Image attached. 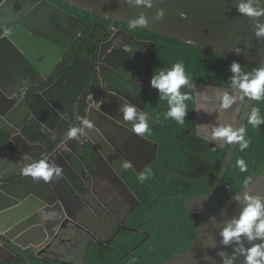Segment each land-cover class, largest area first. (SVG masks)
<instances>
[{"label":"flooded vegetation","instance_id":"af4514ba","mask_svg":"<svg viewBox=\"0 0 264 264\" xmlns=\"http://www.w3.org/2000/svg\"><path fill=\"white\" fill-rule=\"evenodd\" d=\"M3 1L5 0H0V4ZM26 6L23 14L14 11L18 19L16 21H27L37 31L50 35L67 34V38H61L69 46L63 56V59L67 56L66 65L60 67L62 59L50 72L48 64L57 51L53 50V44L47 37L33 36L36 47L32 55L39 58L45 74L33 72L31 79H16L11 83L6 77L10 67L3 68L2 64L13 63L17 67L27 64L31 69L33 67L22 48L9 43L7 39L0 41V91L1 87L7 92L14 91L16 86L23 89L18 92L20 98L14 102L15 109L22 108L21 101L24 98L31 117L21 133L31 142L48 141V144L53 145L48 153L38 159L47 157L50 163L62 168V176L46 183L48 187L43 190L51 202L42 201L46 205L30 214H37L38 217H32L26 223L32 227L43 226L49 220L50 213L54 216L53 222L46 225L49 230L42 243L24 251L28 257L33 255L41 262L48 260L62 264H91L99 258V247L106 249L117 246L120 239L131 244L133 239L128 236L133 234L141 237L138 245L141 244V239L143 241L150 237L147 230L131 220L133 211L143 201L129 185L127 175H131L132 170L138 171L133 166L122 169L120 163L112 162L103 144L109 145L123 160L128 161V156L137 155L145 162L156 153V146L149 136L151 127L143 136H136L130 130L134 120L126 122L123 113L117 110L125 105H133L136 109L141 107L144 102L146 67L144 70L138 66L129 67L132 70L129 75L116 69L107 59L113 49L131 50L133 46L138 48L139 56L145 59L151 52L152 42L134 36L123 21H114L94 13L92 15L64 0H27ZM73 33L78 34L71 41ZM134 38L140 43L137 44ZM86 50L89 59L82 65L80 55ZM109 68L118 75H111ZM78 77L84 81L80 82ZM72 94L76 99L70 107L68 103ZM61 97L67 98V107L56 104L55 100ZM146 108L147 102L144 109L147 113ZM81 118L89 119L93 124L92 129H86L84 134L74 139H68L66 133L61 137L66 129L79 126ZM7 120L18 125L22 118L17 119L10 112L0 115V121L6 123ZM8 124L13 129L17 127ZM32 126L38 132L32 131ZM10 138L11 134L0 128V144L17 155L18 149L9 144ZM16 138L22 141V137ZM120 143L125 144V155L117 149V144L120 146ZM29 150L38 154L33 148ZM22 177L25 176L20 172L5 181ZM22 190L20 194L27 192L30 196L35 193L28 186ZM148 195L150 196V192ZM47 207L52 211L49 212ZM0 228L11 233L14 227L6 228L0 224ZM1 244L0 263L21 255L15 251V254L11 253L13 250ZM132 251L133 249L129 250V253Z\"/></svg>","mask_w":264,"mask_h":264},{"label":"water","instance_id":"95a60500","mask_svg":"<svg viewBox=\"0 0 264 264\" xmlns=\"http://www.w3.org/2000/svg\"><path fill=\"white\" fill-rule=\"evenodd\" d=\"M26 1L27 0H5L0 4V32H2V26L10 30L9 35L3 37L0 41L7 39L9 43H13L17 47L22 48L28 62L33 67V69H31L27 64H24L22 67H17V65L13 63L7 65L2 64L3 68H7V66L10 67L7 69L8 74L6 73V77L11 83L16 79H31L30 77L33 76V72L37 73L38 71L42 75L45 74L44 68H41L42 65L39 62V58L32 55L36 47L33 36L41 35L47 37L53 44V50L57 51L53 60H50L48 64L50 72L61 62L67 50V46H69V43H66L61 38H67V34L56 33L58 36L50 35L45 32L37 31L34 26L27 21H16L18 19L15 17L16 13H14V11L23 14V10L25 11L27 9ZM64 1L85 11L104 18L113 19L114 21L128 23L131 19L145 14L149 20V25L147 28L143 29L180 40L185 44H193L211 51L233 55L240 59L257 63L259 66L264 64V38L257 39L255 35L256 24L258 22L264 24V16L253 18L240 14L237 10L238 5L242 2H247V0H153V7L151 8L142 5L136 6L134 3L129 4L126 0ZM253 3L257 7L264 6V0H253ZM159 8H164L166 14L163 19L157 21L154 20V16ZM181 12L187 13V16L181 17ZM77 34L78 33L72 34L71 41L75 39ZM134 41L137 44L140 43L136 38H134ZM151 44V52L148 57L144 79V102L141 107L137 109V115L133 122V124L138 122L139 116L143 114L148 121L149 128L156 122L154 118L144 111L146 102L148 101L153 67L155 43L152 42ZM249 45H251V47H249ZM236 49H240V53H237ZM2 52L6 55L5 51ZM30 52L31 54H29ZM0 61H2V59H0ZM46 67L47 65L45 68ZM197 86L198 84L195 85L198 108L199 99ZM22 91L23 89L17 88V86L12 92H7L2 87L0 91V115L5 112H10V114L15 115V118H22V121L17 123L18 125L13 123L12 120H7L6 123L0 121V128L8 132V134H11L9 144H12L18 149V154L14 155L6 146L0 144V224L6 228L10 226L14 227L11 233L4 232V229L0 228V247H2L1 243H3L13 250L11 253L15 254L14 251L20 253L26 258L29 264H34L24 250L42 243L41 241L44 239L46 231L49 230L46 228V225L53 222L54 216L50 213L48 215L49 220H46L44 225L39 227H32L31 225H27L26 222L32 217H38L37 214H30L46 205L45 202L42 201L51 202L43 191L48 185L42 180L34 182L30 177H22L21 179L8 181H5V179L21 172L20 167L16 168L18 165L15 164L23 153L29 154L32 159L36 160L44 153H48L49 150L53 148V145L48 144V141L46 143L31 142L22 135L21 129L27 125L31 117L27 105L28 103L24 98H22L23 100L21 101L22 108L15 109V103L17 99L20 98L18 92ZM254 104L255 101L246 97L235 128L241 126L246 128L248 116ZM8 123L16 125V129L11 128ZM66 132L67 129L61 137H63ZM17 136L22 137V141L17 140ZM152 142L156 146V153L147 161H141L140 157L137 155L128 156L134 169L140 173L157 159L159 143L153 140ZM98 144H100V142H98ZM218 144L228 146V151L215 183L210 187V193L205 196H190L185 198L186 212L188 214H202L205 219L197 227L195 237L188 248L163 264H225L226 260H232L233 257H235L234 264H244V257L240 254L241 250L250 247L252 244L260 245L264 243L260 238L249 241L247 236L242 237L239 242L233 241L228 245L222 243L220 231L231 222L233 218L239 217L240 212L246 206L247 202H238L233 197L218 212L212 213L213 206L238 146L236 143L231 145L227 143ZM103 145L104 148L108 150V158L112 162L121 163L123 158L119 153L114 151L109 145ZM99 146L101 147V145ZM32 148L38 151V154H34L29 150ZM117 149L125 155V144L120 143V146L117 144ZM32 159L29 161L32 162ZM262 171H264V169ZM44 185L45 187H43ZM27 186L32 188L36 196H34L35 193L32 192H30L32 193L30 196L27 192L20 194V192H23L22 189ZM248 191L253 194L264 196V177L257 178L256 183L250 187ZM47 208L49 212L52 211L51 208ZM220 252L225 253V255H219L218 253ZM11 260L12 259L3 261L1 264H5Z\"/></svg>","mask_w":264,"mask_h":264},{"label":"trees","instance_id":"16d2710c","mask_svg":"<svg viewBox=\"0 0 264 264\" xmlns=\"http://www.w3.org/2000/svg\"><path fill=\"white\" fill-rule=\"evenodd\" d=\"M123 23L128 28V23ZM131 32L137 38L155 43L151 78L156 71H167L177 62L184 65L190 83L183 86L180 91L187 93L190 99L185 101L187 106L185 121L178 124L172 119L164 118V113L169 107L167 99L162 100L158 89L151 87L150 84L146 111L156 120L150 128L149 136L159 143L158 156L142 171L150 175L144 183L137 180L140 172L132 170V174L127 175L129 185L143 201L133 211L131 220L135 225L147 230L150 237L143 241L141 239V244L138 245L141 237L133 234L128 236L133 239L131 244L120 239L117 246L106 249L99 247V258L91 264H163L188 248L195 237L197 227L205 217L199 213L188 214L185 210V198L210 193V187L214 185L228 151V146L220 145L199 133L195 85L198 84L197 94L200 90L203 93L204 85L234 90L231 88V77L234 74L230 70L234 60L241 64L244 72H251L259 67L257 63L193 44H185L143 28ZM137 50L136 46L131 50L115 48L107 55V59L116 69L131 75L132 70L129 67L138 66L144 70L148 62L149 56L142 59ZM88 55V50L81 53L82 65L88 62ZM67 61L66 56L60 67L63 68ZM108 71L111 75H118L112 68ZM77 79L81 80L80 82L84 81L81 77ZM75 99L76 96L72 94L68 103L70 107L73 106ZM55 102L67 107L65 97ZM254 107L259 108L260 115L264 116V100L255 101ZM31 130L38 132L34 126ZM246 132V138L251 140V144L243 152L237 146L212 213L218 212L235 196L244 178L248 175L255 177L257 172L264 169V124H261L259 129L247 124ZM238 158L245 160L248 172L241 173L235 166ZM131 249L133 251L129 253ZM29 257L34 264H62L48 260L41 262L33 255ZM5 264L29 263L24 256L18 255L16 259Z\"/></svg>","mask_w":264,"mask_h":264},{"label":"clouds","instance_id":"9594fccd","mask_svg":"<svg viewBox=\"0 0 264 264\" xmlns=\"http://www.w3.org/2000/svg\"><path fill=\"white\" fill-rule=\"evenodd\" d=\"M127 3H134L136 6L153 7V0H126ZM238 12L253 18L264 16V6L257 7L253 0H247L238 5ZM165 9L159 8L154 16V20H161L165 16ZM181 17H186L187 13L181 12ZM149 20L145 14H141L128 22L129 30L147 28ZM10 30L2 26L0 39L8 36ZM255 35L257 39L264 38V24L257 23L255 27ZM251 47V45H249ZM240 53V49H236ZM231 72L234 74L231 77V88L240 91L243 96L248 97L252 101L264 100V64L253 69L251 72L242 71L241 64L238 61H233L230 66ZM190 81L186 76L184 65L180 62L175 63L171 68L156 71L152 76L151 87L158 89L161 94V99H167L168 110L164 113L165 119H172L178 124H183L187 115V106L185 101L190 99L187 93H182L180 89L189 85ZM221 107L229 109L232 107L236 97L225 93L221 98ZM123 113V119L133 121L137 115V109L133 105H125L117 109ZM247 124L254 129H259L261 124H264V116L260 115V109L253 107L249 113ZM93 124L87 118H81L79 126H71L67 132L68 139L77 138L78 135L85 133V130L92 129ZM131 132L143 136L149 131L148 121L145 115H140L138 122L131 126ZM212 137L216 140L223 141L229 145L236 143L241 152L249 148L251 140L246 138L247 132L244 126L234 128L231 125H218L212 129ZM32 159L29 154L23 153L21 158L15 165H19L21 174L25 177H31L34 182L43 181L48 183L54 178L62 176V168L54 163H50L47 157L25 163ZM235 166L241 173L248 172V165L243 158H238ZM122 169L132 167L131 162L122 160L120 163ZM264 177V171L256 173L255 179L253 175H248L243 179L242 185L236 191L234 199L236 201L247 202L246 206L240 212L238 218H233L221 231L222 243L228 245L233 241L239 242L244 236H247L249 241L260 238L264 242V196L253 194L248 191L256 183V179ZM150 178L148 173L141 172L137 176L140 183H144ZM224 256L225 253H218ZM240 254L244 257V264H264V243L260 245L252 244L250 247L241 250ZM235 257L232 260H226L225 264H234Z\"/></svg>","mask_w":264,"mask_h":264},{"label":"rangeland","instance_id":"374dc122","mask_svg":"<svg viewBox=\"0 0 264 264\" xmlns=\"http://www.w3.org/2000/svg\"><path fill=\"white\" fill-rule=\"evenodd\" d=\"M200 86V85H199ZM203 93L199 91L201 104L198 106L200 134L205 135L211 140L224 144L225 142L216 140L212 137V129L218 125H231L235 128L238 118L246 100V96L238 90H220L213 87L202 86ZM228 93L236 97L235 102L229 109L221 107V97ZM216 97L218 100L216 101Z\"/></svg>","mask_w":264,"mask_h":264},{"label":"bare ground","instance_id":"6f19581e","mask_svg":"<svg viewBox=\"0 0 264 264\" xmlns=\"http://www.w3.org/2000/svg\"><path fill=\"white\" fill-rule=\"evenodd\" d=\"M198 99H199V103L201 104L200 94H198Z\"/></svg>","mask_w":264,"mask_h":264}]
</instances>
